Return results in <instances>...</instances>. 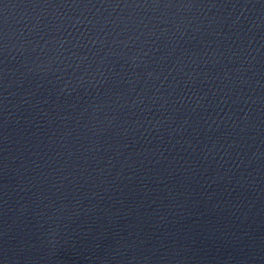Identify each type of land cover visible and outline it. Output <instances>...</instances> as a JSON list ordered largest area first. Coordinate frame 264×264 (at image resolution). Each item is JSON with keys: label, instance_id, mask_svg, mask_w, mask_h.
I'll use <instances>...</instances> for the list:
<instances>
[{"label": "water", "instance_id": "1", "mask_svg": "<svg viewBox=\"0 0 264 264\" xmlns=\"http://www.w3.org/2000/svg\"><path fill=\"white\" fill-rule=\"evenodd\" d=\"M0 264H264V0H0Z\"/></svg>", "mask_w": 264, "mask_h": 264}]
</instances>
